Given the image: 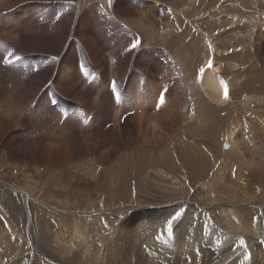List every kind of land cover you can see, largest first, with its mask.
Wrapping results in <instances>:
<instances>
[{
	"label": "rangeland",
	"instance_id": "374dc122",
	"mask_svg": "<svg viewBox=\"0 0 264 264\" xmlns=\"http://www.w3.org/2000/svg\"><path fill=\"white\" fill-rule=\"evenodd\" d=\"M3 1L4 3L0 5V229L2 230L0 259L3 255H9L6 254L5 242L2 241L5 238L15 252L19 249L23 252L20 256L21 264H30L31 251L34 249L30 247L32 241L26 229L29 227L37 235L38 222L43 215L47 221L50 237L47 247L50 252H47L52 253L57 262L67 256L69 257L67 261L71 264H100L98 261L95 263L94 260L88 263L85 258L91 256L92 246L106 247L105 242L116 240L118 235L112 237L111 227L106 222L107 218L113 220L115 216L123 220L121 215L126 216L131 213H133L131 220L137 239L134 247L147 260L152 261L158 251L174 249L191 241L199 244L202 238L208 239L209 242L206 244L211 252L225 251L229 246L227 233L218 230L211 232V225L207 220L209 217L205 215L201 217L202 212H199V208L183 211L184 207L188 209L193 199V188L189 182L194 183L195 189L202 194L209 184V181L201 182L198 179L195 168L190 162H187L188 165L181 163L184 155L179 162L173 160L166 162L170 165L175 164L171 168L161 166L157 168L158 172L169 174L178 185L176 188L181 191L182 196L176 197L174 202L166 203L177 205L179 207L177 210L153 209L158 204L149 201V190L137 187L139 183L135 177L144 157L138 156L132 148L141 142L138 140L137 130L138 120L142 116L137 109L131 111L129 105V103L135 104L137 92L142 89H137V86L142 84L147 86V89L143 88L144 92H147L145 98L148 102L155 96L158 86L162 87L160 93L168 92L166 86H162V82L168 81L167 78L170 76H173L169 78L172 81L179 75L172 55L168 54L172 63L171 70L167 65L168 68L165 67L160 54L161 51L169 52L166 49L171 47L169 44L176 43L180 46L190 44L193 54H196L198 61H201L203 67L200 69L209 63L213 52L210 43H214V40L207 41L204 35L193 29L189 20L205 18L206 13L218 9L216 7L218 0L206 2L205 5L196 0L195 6L189 8L190 14L187 17L181 12L186 10L190 0H139L147 5L157 2L173 14L171 18H175L176 24L170 18L171 21L164 24L165 27L147 18H135L128 8L121 9L122 0H111V3L109 0ZM123 1L125 4L135 6L138 0ZM227 1L223 0L226 3ZM241 1L245 3V0ZM157 3L155 6H158ZM256 4L258 8L260 5L263 7L264 0L246 1V7L256 8ZM59 5H62V9L58 8ZM68 6H71L69 10L66 8ZM97 7L102 11L97 10V14L93 13L91 10ZM241 11V13L246 12L242 8ZM255 11L253 15L248 14L249 19L263 24L264 9L256 8ZM224 15L227 20H235L230 15ZM177 18H180L182 23H178ZM129 22L136 23L137 27L143 30L146 28L144 31L158 41L145 43L146 46H140L139 49H132L131 43L134 37L133 32L128 29ZM104 27L112 32L110 37L104 32L102 34ZM255 29L256 34L252 39L254 38L253 41L261 47L258 35L260 29ZM232 35L233 33L230 34ZM235 37H239L240 41L243 40L238 35ZM221 41V38L216 39L217 43ZM185 51H189V47ZM168 70L171 75L170 72L165 73ZM183 86L184 83L179 90L174 87L176 90L173 88L174 93H170L171 98L174 94L179 99L175 100L178 104V111L175 114L179 115L177 125L174 127L176 130L181 129L178 119L186 117L185 112L188 109L185 102L187 93L182 90ZM168 88L169 85L167 90ZM126 89L131 90L130 98L127 97V100L121 93ZM96 103L101 108H98ZM144 104V101L140 102V105ZM123 109L128 112L122 113ZM95 115H100L102 119L95 123L92 118ZM92 119L91 129L88 125ZM129 132H132L133 136ZM232 132L228 131L225 136L218 137L221 150L228 149V138L232 136ZM221 141H224L222 145H220ZM262 156H264L262 153L252 155V162L257 169L264 165V160L256 162L254 159ZM221 161L212 160L209 177L212 173L215 175L221 172ZM229 165L225 173H229L231 179L236 178V172L238 175L243 172L241 167H233L230 163ZM186 167L187 170L184 169ZM95 171L100 172L101 175L97 184L83 186L79 183V181L84 182V178L90 181ZM25 179H29L30 183L26 185V190L22 188L26 187L22 186ZM137 179L139 180V177ZM261 179H264V170L252 168L243 183H248L259 190L264 201ZM20 185L21 191L32 193L30 194L31 212L26 211L25 206L21 205L22 212L28 215L27 224L20 222L14 224L13 211L3 203L6 201L15 205L21 204L22 199L15 190ZM186 188L190 190V195L187 194ZM186 195H188L187 201L184 199ZM221 195L226 197V191L223 190ZM127 198L131 199L128 204L125 200ZM243 210L246 211L245 208ZM116 211L122 213L119 215ZM184 213L188 217L183 222L186 218ZM253 217L256 218L253 219V224H259V218L256 215ZM173 220L175 222H172ZM169 222H172L171 232L166 231ZM178 227L180 229L183 227V232H177ZM169 234L174 238L172 242L166 239ZM151 236H158L160 243L154 242ZM120 238L121 236L118 240ZM125 241L121 247L128 252L131 245L129 240ZM88 243L91 247L87 249ZM238 244L240 243L235 244V248L242 253V246ZM262 253L264 254V251ZM204 254L202 253L200 258ZM16 258L19 257L16 256L14 259ZM38 260L39 264H56L43 256H39Z\"/></svg>",
	"mask_w": 264,
	"mask_h": 264
},
{
	"label": "bare ground",
	"instance_id": "6f19581e",
	"mask_svg": "<svg viewBox=\"0 0 264 264\" xmlns=\"http://www.w3.org/2000/svg\"><path fill=\"white\" fill-rule=\"evenodd\" d=\"M209 1L214 2V0H199L203 5ZM246 1L247 0L243 3L241 0H228L226 3L223 2V0H218L216 3L218 9L215 8L216 10L206 13L205 18L202 20L197 18L195 21L189 20L193 29L204 35L208 39L207 41H209V39L214 40V43H210V46L213 49L210 60L212 64L211 68L208 66L209 63L207 64L205 62L206 60H204V63L207 65L205 64L206 66H204L203 69H200L203 66L201 61H198L199 59L196 54H193L192 46L190 44L182 46L177 45L176 43L173 44L174 46L169 44L171 47L166 48L169 52L161 51L160 54L165 67L168 66L171 70L172 63L168 54L170 53L172 55L173 61L178 67L179 75L171 81L169 78L173 76H170V70L165 72L168 74L170 72V77L167 78L168 81L165 80V82L163 81L164 83L162 82V86L165 85L166 91L168 92H164L165 94L160 93L162 87L158 86V84L155 96L153 95L154 97L148 102L145 98L147 92H144V88L147 89V86L142 84L137 86V89H142L137 92L136 100H134L135 104L132 105V103H129L130 110L134 111L137 109L142 116L138 120L139 127L137 130L138 140H141V142L132 148L138 156L144 157L135 177L139 183L137 187H141L142 190H149V201L158 204L155 205L156 207H152L153 209L177 210L179 208L177 205H167L166 203L174 202L176 197L182 196L181 191L176 188L178 185L175 184L169 174L160 173L157 171V168L159 166L171 168L175 164L170 165L166 162L169 160L179 162L180 158L184 155V159L181 163L187 164V162H190L195 168V173L198 179L201 182L209 181V184L204 189V194H202L198 189H195L194 183L189 182L191 188H193V199L190 202V205H188V209L183 206L185 208H183V211H193L195 208H199V212H202V214L200 213L201 217L204 215L209 217L207 220L210 222L211 232L218 230L227 233L229 246L225 248V251L218 250L216 252H211L206 244L209 242L208 239L202 238L199 240V244L196 241H191L186 245L174 249L158 251L154 255L152 261L147 260L134 247V243L137 239L134 234V227L131 220L133 219V213L126 216L121 215L123 220L112 215L113 220L107 218L106 222L111 227L110 231L112 237H114L115 234L118 236L113 242H105L106 247H100L101 250L97 246H92L93 249H91V256L85 258L88 263L89 261L94 260V262L98 261L100 264H264V254L262 253V251H264V201L261 199V193L259 190L251 187L248 183H243L247 179V174L252 168L255 170H264V165H262L260 169H257L256 165L252 162V155L259 153L264 154V23H258L255 20L249 19V15H253L254 12L256 13V8L262 10L264 9V6L261 7L260 5L258 8V5L256 4V8H253L252 6L246 7ZM3 3L4 1L0 0V5ZM155 3L157 2H151L152 5H147L138 0L135 2V6H130L125 4L122 0L120 7L121 9L123 7L126 9L128 8L133 12L135 18H147L151 22L158 23L159 26H164V24L171 21V19L173 20L172 22L175 23V18H171L173 14L158 3V6H155ZM188 3L186 10L181 12V14L186 17L190 14L188 12L189 8L195 6L196 0H190ZM58 8L62 9V5H59ZM66 8L69 10L71 6ZM241 8L247 13H241ZM97 10L101 9L97 7L91 11H93V13L96 12L97 14ZM101 11H99L100 14ZM224 14L234 17L235 20L232 21L231 18V20H227L224 18ZM262 14L264 15V13ZM110 16L113 17L111 14ZM177 20L178 23H182L180 18H177ZM241 21H243V24H241ZM129 23L128 29L133 32L132 36L134 37V40L141 41V44L139 43L136 47L137 49L143 47L145 43H154L158 41V39L152 38L150 33L144 31L146 28L143 30L142 28L137 27L136 23ZM255 28L260 29L258 35L261 47L253 41L254 38L252 39V36L256 34ZM103 29L102 34L104 32L107 37H110L112 32L109 29L105 28L104 31ZM231 33H233L232 36H230ZM237 35L242 37L243 40H238L239 37H235ZM205 37L204 39H206ZM219 38L222 40L221 43L216 42V39ZM123 42L125 41L123 40ZM188 47L189 51H185ZM95 56L98 57V55ZM164 77L166 78V76ZM107 81L108 79L106 80V83ZM183 83L184 86L182 90L187 93V95H184H186L187 98V100L185 98V102L188 105V109L185 112L186 117L178 119L179 124L182 126L181 129L176 130L174 127L177 125V118L179 117L178 114H175L178 111V104L176 101L179 99L176 97L177 95L172 94L173 100L170 97V93H174V90L172 91L174 87L179 90ZM167 85H169L168 90ZM130 89L121 92L122 97L125 96V100H127V97L130 98ZM225 89H227V98H225ZM166 93L168 94L166 95ZM161 95H163L165 101L163 104L160 103ZM80 98L83 99L84 97ZM137 100L140 102L144 101L145 104L140 105V102ZM97 103L95 104L96 106ZM120 110L118 112H120ZM121 112L127 113L128 110L123 109ZM92 118L95 123L102 119L100 118V115H95V117ZM93 119L88 126L92 125ZM228 131L233 132L231 134L232 136L228 138V149L223 151L218 145V137L225 136ZM129 134L133 136L132 132H129ZM239 134L242 136L240 137ZM223 142L224 141H221L220 145H222ZM201 148H203V150H201ZM160 153H162V157H160ZM162 158L165 160L161 161ZM213 159L219 161L222 160V163H220L221 172L215 175L212 173L209 177L211 174L210 170L212 169V166L210 167V165H212ZM254 160L260 162L264 160V156ZM229 163L233 165V167H241L243 169L241 175H238L236 172L235 179H231L230 174L225 173V170L229 169ZM183 167L184 165L181 166L182 169ZM184 169L187 170V167ZM180 173L182 172L180 171ZM81 177L84 176L81 175ZM137 177H139V180ZM84 179V182L79 181L83 186L97 184L101 179V175L100 172L95 171L92 173L90 181L86 178ZM28 180L29 179H25L22 186L30 184ZM260 181L262 188H264V179H261ZM22 188L26 190L27 186ZM20 189L21 185L19 188L15 189L19 197L22 199L20 205H15V203L13 204L10 202L6 203V201L3 203L13 211L12 221L14 224H17L18 222L27 224L28 222L26 219L28 218V215L25 212H22L21 205L25 206L26 211L28 210L31 212L32 208L30 200L32 199V196L30 194L32 193L29 194V192L21 191ZM190 190L186 188L188 195H190ZM223 190L226 191V197L221 195ZM9 195H11V193H9ZM188 195L184 197L185 200L188 198ZM125 200L127 201V204L131 201L130 198ZM254 207H257V209ZM244 208L246 211L243 210ZM15 210L17 211L14 212ZM122 211H116V214L120 215ZM183 215H185V213ZM254 215L259 218V224H253ZM187 217L183 222L186 221ZM200 221H202V218ZM172 222L175 221L173 220ZM182 223L180 224L182 225ZM38 224L39 233L37 235L32 232L29 227L26 229L29 233V238L32 241L30 247L34 249L31 251L32 256L30 264H39V256H43L47 258V260L49 259L56 264H71L67 261L69 259L67 256H65L60 262H57L54 255L48 253L50 252L47 250L49 245L48 239H50V237L47 231V221L44 215L41 216ZM182 228L180 229L178 227V230L176 229V231L183 232ZM0 231L2 230L0 229ZM166 231H169L168 227L166 228ZM120 236L121 238L118 240ZM150 238H152L154 242L160 243L158 236H151ZM166 239L168 242H172L174 238L169 234ZM124 240H126L125 242L128 240L130 242L131 248L128 252L121 247V244H124ZM2 241L5 242V251H7L6 254L9 255H3L0 259V264H21L20 256H22L23 252L20 249L15 252L7 239L3 238ZM237 242L242 246V253L235 248ZM90 247L91 245L88 243L86 248L88 249ZM130 251L132 252L129 254ZM206 252H208V254H204ZM202 253L204 255L200 258ZM16 256L19 258L14 259Z\"/></svg>",
	"mask_w": 264,
	"mask_h": 264
},
{
	"label": "snow or ice",
	"instance_id": "6c2138e0",
	"mask_svg": "<svg viewBox=\"0 0 264 264\" xmlns=\"http://www.w3.org/2000/svg\"><path fill=\"white\" fill-rule=\"evenodd\" d=\"M109 3H111V0H109ZM139 43H140L139 40H134L131 43V48L135 49L139 45ZM208 66H209V68L212 67L211 61H209ZM113 91H115V85H113ZM225 98H227V89H225ZM163 102H164V97H163V95H161L160 103L163 104ZM168 230H169V232H171V230H172V223L171 222L168 223ZM241 243H243V242H241Z\"/></svg>",
	"mask_w": 264,
	"mask_h": 264
}]
</instances>
